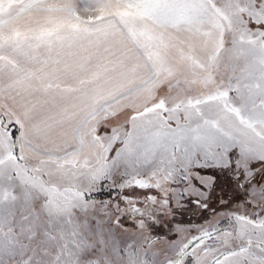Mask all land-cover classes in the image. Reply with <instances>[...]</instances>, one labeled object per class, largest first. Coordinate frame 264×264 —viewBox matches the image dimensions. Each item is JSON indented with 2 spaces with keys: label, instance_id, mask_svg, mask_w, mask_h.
Instances as JSON below:
<instances>
[{
  "label": "snow or ice",
  "instance_id": "snow-or-ice-1",
  "mask_svg": "<svg viewBox=\"0 0 264 264\" xmlns=\"http://www.w3.org/2000/svg\"><path fill=\"white\" fill-rule=\"evenodd\" d=\"M0 264H264V0H0Z\"/></svg>",
  "mask_w": 264,
  "mask_h": 264
}]
</instances>
